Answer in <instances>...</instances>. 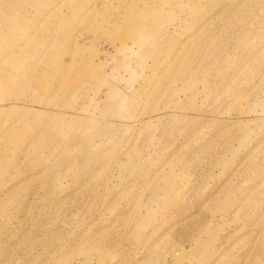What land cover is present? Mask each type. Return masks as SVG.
Wrapping results in <instances>:
<instances>
[{
    "label": "rangeland",
    "instance_id": "1",
    "mask_svg": "<svg viewBox=\"0 0 264 264\" xmlns=\"http://www.w3.org/2000/svg\"><path fill=\"white\" fill-rule=\"evenodd\" d=\"M0 264H264V0H0Z\"/></svg>",
    "mask_w": 264,
    "mask_h": 264
},
{
    "label": "bare ground",
    "instance_id": "2",
    "mask_svg": "<svg viewBox=\"0 0 264 264\" xmlns=\"http://www.w3.org/2000/svg\"><path fill=\"white\" fill-rule=\"evenodd\" d=\"M215 228H217V229H215ZM214 229H215V231H216V233H217V231L219 230V228H218V226L217 227H215ZM210 229V228H209ZM211 231V230H210ZM214 231V230H213ZM214 234H215V232H213ZM211 234V233H210ZM216 235V234H215ZM215 237V236H214ZM201 238V237H200ZM214 239V238H213ZM196 249L197 250H199L202 254H206L205 253V248H206V246L204 245V242L201 240L200 242H198V243H196ZM202 250V251H201ZM203 250H204V252H203Z\"/></svg>",
    "mask_w": 264,
    "mask_h": 264
}]
</instances>
